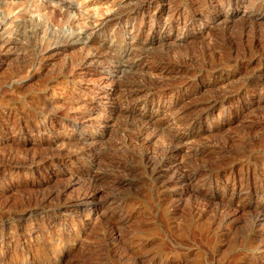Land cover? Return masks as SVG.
Instances as JSON below:
<instances>
[{
	"label": "rangeland",
	"instance_id": "374dc122",
	"mask_svg": "<svg viewBox=\"0 0 264 264\" xmlns=\"http://www.w3.org/2000/svg\"><path fill=\"white\" fill-rule=\"evenodd\" d=\"M94 1L96 9L100 11L106 7L115 9L120 2L0 0V11L5 13V19L0 24V56H4L0 58V128L7 121L13 127H28L29 122L21 120L18 123L19 119L24 114H34L40 107L47 105L52 107L55 116L39 115L36 119L44 124L53 123L54 128L50 132L22 136L12 133L9 128L4 136L10 137V141L0 139V155L5 156L7 150L12 152L11 159L5 157L1 162L9 159L11 164L28 163L24 168H13V172H10V167L0 168V174L4 175L0 179V237L9 238L0 246V253L5 255L0 264H264V246L254 250L257 243L252 239L248 227L251 214L239 211L245 199L244 192H236L240 185L244 186L246 183L263 186L264 160L261 161L263 164L248 165L245 156L233 154V151L235 153L244 150L245 146L241 141L243 139L248 140L245 143L248 142L250 148L264 143V102H258L256 92H252L247 85L249 80L264 76L263 43H254L252 51L243 60L240 59L241 63L224 73L231 76V79H209L211 83H215L211 90L199 83V90L195 91L186 89L188 86H180L177 93L166 88L159 92L153 89L152 92H141L138 96L152 99V106L147 112L138 110L136 117L146 120L153 114L152 117L162 118L163 122H155L158 128L151 131L147 142L130 143L122 138V134L128 129L129 132L134 129L133 119L115 114L113 122L108 123L104 109L106 106L112 112L116 111L117 105L111 103L114 98L111 93L119 80L156 81L155 77L149 76L150 72L158 73L153 65L144 61L132 69L128 68L126 70L133 73H123L112 84L109 78L114 76L102 72L109 67L107 64L78 65L72 72L66 70L62 74L61 70L66 62L77 57L82 46L92 41L93 35L89 34V29L75 33L72 38L73 46L64 50L61 40L43 38L42 34L33 38L28 27H16L13 23L22 21V15L30 14L34 4L62 12L68 11L72 20L80 15L92 22L97 19L94 15L95 8L93 5L89 8L85 5ZM136 1L138 0L132 3ZM202 1L208 5L215 2ZM248 1L234 3V9L228 12L217 10L215 13L208 11L203 15L194 13L196 16L187 20L184 28L183 21L188 19L189 13L181 12L171 17L170 20L177 23V28L168 33L159 28L149 29L143 22L139 23L138 19L123 27L113 21L105 27V34L116 38L115 41L133 44L137 49L138 46L139 49L153 48L152 54L162 57L161 60L163 56L166 61L173 59L171 62L175 66L185 69V74L182 71L185 76L196 69L188 58L198 54L207 45L213 46L215 53L224 51L235 57L237 48L251 44L248 41L250 34L241 38L239 31L233 29L239 24V20L249 18L257 23L254 24L256 28L264 27V0H250V4ZM179 2L186 7L191 6V0ZM153 4L156 5L157 2L153 1ZM149 11V14L146 12L143 15V20L151 13L157 14L151 8ZM191 11L190 13L193 12ZM164 19L166 17L163 15L158 21ZM198 35L199 38L196 37ZM7 39L15 40L14 46H3L2 42ZM160 44L164 49L157 47ZM111 49L116 51L118 47ZM54 51H58V54L55 55ZM117 70L118 67L112 68L113 75L119 74ZM182 74L179 79L183 77ZM197 81L200 82V79ZM220 82H223V90L219 88ZM163 83L165 82L161 84ZM147 92L152 95H146ZM105 94H109L111 98L108 105L101 99ZM222 96L230 98L221 106L209 108L207 116L203 115L200 120L191 123L192 116L203 113L209 104ZM89 104L91 107L87 110L85 106ZM87 111L92 117L87 115ZM167 112L171 113L168 119L178 118L183 122L190 120L191 127L200 134L193 148L207 151L216 147L215 150H218V153L206 154L209 156L197 153L190 159L191 162L212 168L206 175L208 178L198 177L194 185L195 189L199 187L204 190V186L209 191L215 189L217 197H213L212 204H205L189 196L188 186L182 187L176 177L174 181L169 178L170 175L162 182L153 181L143 165L148 157H157L161 152L162 142L169 130L166 117L163 118V114ZM95 117H99L100 121L96 122L101 126L91 139L98 138L101 141L102 149L112 153L121 162L117 166L112 165L115 163H111L110 159H101L102 157H99L97 161H101L97 163L89 148L85 149L82 157H78L74 151L76 147L68 143L72 137L81 141L88 140L90 136L88 133L81 134L79 126L86 122H95L88 119ZM65 120H71L78 128L74 131L70 129L71 126H64ZM223 145L227 152L218 149ZM115 149L117 150L114 151ZM254 149V155L264 158L260 149L258 152L257 148ZM145 154L150 156L146 157ZM86 160L91 161L94 166L99 165L101 169L88 167L84 163ZM97 172L100 175L106 173L109 181L99 184L95 195H87L85 198V186L90 178L97 176ZM232 192L234 195H231ZM43 197L42 211H34L40 207H27L28 200H39ZM257 201L264 206V200ZM55 203L57 206L54 208ZM63 205H66L65 208ZM59 213H62L61 218L57 217ZM76 213L79 216L77 220ZM71 214L72 219L69 218ZM54 216L57 219L53 220ZM103 219L107 221L101 222ZM109 232H112L113 237L108 236ZM253 233L258 235L257 241H262L264 245V223L256 224ZM57 241L61 242L58 246ZM120 244H124L126 252L116 250V246ZM26 253H29L28 259L19 262ZM125 253L133 254L134 260L127 259L125 263ZM43 254L45 258L42 259Z\"/></svg>",
	"mask_w": 264,
	"mask_h": 264
},
{
	"label": "bare ground",
	"instance_id": "6f19581e",
	"mask_svg": "<svg viewBox=\"0 0 264 264\" xmlns=\"http://www.w3.org/2000/svg\"><path fill=\"white\" fill-rule=\"evenodd\" d=\"M84 1H86V0H82V2H84ZM132 1H134V0H120L117 8L114 9L111 7H106L105 9H103V11L96 9L95 1L93 3L91 2V4L88 3V5H85V7L89 8L90 5H93V8H95L94 15L97 19H94L92 22H88L84 17H80V15L77 17L76 20H72L70 18V14L68 13V11L62 12L59 9H55V8L49 9V8L40 7L36 4H34L32 7V10L30 11V14H28L27 16L22 15V19H21L22 21L17 22V23L13 22V23L16 27H18V26H23L24 28L28 27L31 30V34L33 35V38L37 37L38 34H42V35H44L43 38L48 37L50 40H53V41L54 40H61L63 42V43H61V46H63L64 50H67L69 47L73 46L72 38L74 37L75 33H77L78 31H80L82 29H86V28L89 29V34L93 35L92 41H90L89 44L82 46L81 51H80V53H78L77 57L70 59L66 62L63 70H61L62 74H64V72L66 70H70V72H72V69L78 65L94 64V63L95 64L96 63L107 64L109 67L107 66L108 68H106V69L104 68L102 72H104L105 74H108V75L110 74V75L114 76V77L109 78L110 84H112L113 80L118 81L120 79L121 75H123V73L130 71V70H126V69H128V68L132 69L134 66L140 65V63H143L144 61H146V62L149 61L148 63L153 65V68L158 71V73L156 72V74L155 73L153 74L151 72L149 73L150 74L149 76H152L153 78L155 77L156 81H151V80L145 81V79L144 80H141V79L140 80L125 79L124 81L119 80L116 83L114 82L116 84V86L112 90V93H111V95L114 96V98H112V101H111V98L108 96L109 94L102 95V97H101V99L103 100L102 102H104L105 105H108L110 103V101L112 104L117 105L115 112H112V110H110L108 107L105 106L104 111L106 114H104L103 112L102 113L104 114L105 119L106 118L108 119V123L113 122L115 114H117V116H119V117L125 116L127 119L128 118L133 119L132 121L134 124L133 123L132 124L134 125V129L130 132L128 131L129 130L128 129L127 132H125L126 134L125 133L122 134V135H124L122 138L127 139L128 140V141L126 140L127 142L130 141V143L133 142V143L139 144V143L147 142V139L150 138V134H152L151 131H153L155 129L157 130V128H158V125L155 124V122L162 121V118L156 119V118L152 117L153 114L151 116H148V118L146 120H144L140 117H136L135 113L138 110L140 112L141 111L147 112L149 109H151V106H152V103H151L152 99L142 98L144 96H142V97L138 96L141 92L143 93L146 90L152 92L151 89H153V91L155 90V91L159 92V91L164 90V88H166L170 92L177 93L180 86H188L186 89H188V90L193 89L195 91V90H199V88H198L200 85L199 83H202V85H203L202 87H204V88H208L209 90L213 89L212 86H214L215 83H211L209 79H214V80H218V81H220V80L222 81L224 79V81H228L229 79H231V76L228 77V75H225L224 73L230 71V69H232V68H235V66L238 65V63H241L240 59L243 60L246 57V55L252 51V49H253L252 47H253L254 43H257V44L263 43V45H264V27L256 28L255 25L257 23H254L255 21L254 22L250 21L249 20L250 18L239 20V24L234 26L233 29H236V31H239L241 38H242V36H249V34H250L251 36L248 38V41H250L251 44H249L248 46L242 45L241 48H237L238 52H237L235 57L232 56L229 52L227 53L224 51H221L220 54H224V53L225 54L220 57L219 53H215L216 50L214 49L213 46L207 45L205 48L200 49L198 54L195 52L196 54L193 53L194 55H192L188 58L189 60H191L194 63V65L196 66V69L191 74H187L188 76L187 75L184 76L182 74V71L185 69L175 66L172 63L173 61L171 62V60H173V59H169L166 61L164 59V56H163V59L165 60L164 61L162 59L164 61L163 62L161 60L162 57L159 58V56H157L156 54H152L154 51L152 52L151 49H153V48H151L150 50H148L149 48L148 49L147 48L139 49L140 46H138V49H137V47H135L133 44H128L125 42H118L119 40L115 41L116 38L114 39V37H111L110 35L105 34V29H106L105 27L113 21H116L115 24H118L119 26L123 27L129 22L138 21V19H139V23L143 22V25L148 26L149 29L159 28V29L163 30L164 32L168 33L172 29H174L175 27L177 28V23L176 22L174 23L173 21L170 20L172 16L178 15L179 13L184 12V11H185V13H189L188 19H186V20L184 19L185 21H183L184 25L182 28H184V26L187 24V20L193 19L194 16L200 15V14L203 15L204 13H206L208 11L214 12V13L217 12V10L226 11V12L231 11L234 9L233 4L239 2L240 0H215V2H213L211 5H208L205 1H202V0H191V6L190 7H186L183 3L179 2V0H138L134 4L132 3ZM153 1H156L157 4L154 5ZM164 2L165 3L167 2V3L165 5H163ZM248 2L250 4L251 1L249 0ZM130 3L133 5H129ZM80 4H81V2H80ZM80 4H78L79 7H81ZM82 7H84V6H82ZM7 8L9 9V6ZM150 8L153 9L154 11H157V14H154L155 12L152 11L154 13L153 14L151 13L150 16H148L147 18H144V20H143V15L146 12L147 13L150 12L149 11ZM190 11L192 13H190ZM85 12H86V10H85ZM163 15L166 17V19H164L165 21L164 20L158 21L159 17L161 18ZM4 19H5V13H4V11H0V24L4 21ZM232 20L233 19H231V21ZM247 22H248V24H247ZM196 37L199 38L200 35H198ZM239 41H241V39ZM15 43H16L15 40L7 39L6 41L2 42V45L7 47V46H12ZM66 44H68V45H66ZM162 44H160L157 47H162L161 46ZM114 46L118 47V49L116 51H113L111 49ZM254 46H255V44H254ZM155 53H157V52H155ZM54 54L57 55L58 51L57 52L54 51ZM159 54L161 55V53H159ZM191 54H189V55H191ZM206 56H208V59L206 58ZM3 57L4 56H2V55L0 56V58H3ZM199 58H201V59H199ZM116 67H118L117 72L120 75L117 73H115L113 75L112 68H116ZM139 68H141V67L139 66ZM136 69H137V67H136ZM131 72L132 71H130V73ZM184 72L185 71H183V73ZM181 74L183 75V77H181V79H179ZM197 79H200V82L197 81ZM162 82H165V83L161 84ZM220 85L221 86H219V88H221V90H223L222 89L223 88V86H222L223 82H220ZM247 85L249 86V88H251L252 92H256L257 98L259 97L258 102H261V101L264 102V76L249 80ZM148 87H150V89H147ZM146 95H152V94L151 93L148 94V92H147ZM230 96H232V95H230ZM230 96H228L226 98L222 96L220 99H216V101L212 102L211 104H209L207 106V108L204 109L203 113L196 114V115L192 116L190 118L191 123L200 120L203 115L207 116L208 111H210L209 108L212 109L216 105L221 106L223 103H225L226 100H228L230 98ZM37 106H39V105H37ZM85 107L88 110L91 107V104L86 105ZM87 112H88L87 115L91 116L89 114L90 112L89 111H87ZM35 113L34 114L26 113L19 119L18 123L21 120H26L27 122H29L28 127H25V128L24 127H18V126L13 127V126H11L12 124L7 121V123H5V125H3L2 128H0V139L1 140L4 139V141H6V140L10 141V137L6 138L4 136L6 134V130H8L9 128L12 131V133H14L16 135H22V136H25V135L28 136V135L33 134V133H40V132H45V131L50 132L54 128L53 123L44 124V123L37 122L36 119L38 118L39 115H42V116L53 115L54 116V112H53L52 107H50L49 105L40 107V110L39 109H38V111L36 110ZM103 114H101V115H103ZM137 114H138V112H137ZM169 115L171 116V113L167 112V113L163 114V116H164L163 118L166 117L165 120H166V123L169 125V127L167 126V128H169V130H167V131L165 130L166 131V138L163 140L164 142H162L163 145L161 144L162 147L160 145V147H161L160 154L158 156L156 155L157 157H154L155 155L153 156L151 154L154 158L148 157L147 160L145 159L146 161L144 160L145 162L143 161L145 163L143 165H145V168L149 171L148 172L149 176L151 175L150 177H152L153 181L162 182L163 179L167 175H170L169 178L172 180L174 179V177H176L179 179L178 182L180 183V185L182 187L188 186V195L189 196H191L195 200H200V201L204 202L205 204H208V203L212 204L213 203V197H217L215 189L213 191H209L208 189H205L206 188L205 186H204V190L202 188L199 189V187H197V189L194 188V185L196 183V181H195L196 178H198V177H201L204 179L206 177L208 178V176H206V175H208V173H210V171H211L210 169H212V168H211V166H208V165L191 162L190 159H191V157L194 156V154H197V153H200L202 156H209L206 154L218 153L217 152L218 150L217 151L215 150L216 147H211L210 149H207V151H202L200 149L193 148V144L195 143V140L197 139V137L200 134L191 127V123L189 122L190 120H186L188 122L185 123L186 121L183 122V120L178 119V118L177 119L176 118L175 119H172V118L168 119ZM88 119L94 120L95 122H92V123L86 122L85 124H81L79 126V129H80L81 134L88 133V136H90L89 139L86 141H81V140H78L77 137L76 138L72 137V139L69 140L68 143L70 144V146L73 145L74 147H76V149L74 151L78 157H82L85 149L89 148L92 152V155L94 154V161H97L98 159H100L99 157H102L101 159L107 158V159H110L111 163H115L112 165L117 166L116 164L117 163L120 164L121 162H119V160L117 158H115V156L111 155L112 153L109 154L102 149L101 141L99 142L98 138L91 139V136L94 134V132H96L97 129L99 130V127L101 126L98 121H97L98 123L96 122V120H99V117H95L93 119L88 118ZM91 120H89V121H91ZM64 123H65L64 126H68V125L71 126L72 128H70V129H73L74 131H75V129L78 128L77 124H75L74 122H71V120H65ZM109 125L106 124V126H109ZM103 126H105V125H103ZM160 128H159V131L161 132L162 130H160ZM101 129H102V127H101ZM162 129H164V128H162ZM154 134H156V132H154ZM161 134H162V132H161ZM123 139H121V143H123L122 142ZM241 141L243 142V144L245 146V148H243L244 150L240 151V152H235V153L233 151V154L236 156H239V157L245 156L246 157L245 159H247L246 162L249 163L248 165H259V163L263 164L262 160H264V158L260 155H254L253 151L255 150L254 148H257L256 149L257 152L260 149V151L264 153V143L261 146L250 148L248 142L245 143L248 140L243 139ZM118 143H120V142H118ZM252 143L254 145H256V143H254V142H252ZM124 144L127 145V143H124ZM117 145H120V144H117ZM142 145H144V144H142ZM122 146H123V144H122ZM130 146H132V145H130ZM118 147L119 146H116L117 149H118ZM212 148L215 150V152H213L214 150L213 151L211 150ZM117 149H115L114 151H116ZM125 149H127V147ZM218 149L220 151L225 152L226 146H224V145L220 146ZM102 150L104 152H102ZM118 150H120V149H118ZM155 151H156V149H155ZM5 152H8L5 154V156H4V154L0 155V168L10 167L11 168V169L9 168L10 172H13V170H14L13 168L17 169V168H24L23 166H27V164H28L27 161L24 163H20V162H15L14 164L9 163V162H11L9 159H11L10 157L12 156V152L10 150H7ZM117 154H118V151H117ZM145 156H146V154H145ZM147 156H150V155H147ZM5 157H7L9 159H7V161L5 160V161L1 162L3 159H5ZM179 158H180V160H179ZM99 161H101V160H99ZM99 161H97V163H99ZM84 163L86 165H88V167H95V169H98V170L101 169L99 165L94 166V164L91 161L86 160V161H84ZM94 163H96V162H94ZM111 163H110V165H111ZM218 167H219V165H218ZM114 168H116V167H114ZM146 176H147V174H146ZM1 178H4V175L0 174V179ZM107 178L108 177H107L106 173H105V175H100V173H98L97 176L95 175V177L90 178L89 182H87V185L85 186L83 196L87 197V195L88 196L89 195H95L94 192L96 191L99 184H103L104 182H106ZM146 178H148V176ZM115 179H116V177L114 178V180ZM107 181H109V180H107ZM110 181H112V179H110ZM249 181H251V180H249ZM112 182H110V183H112ZM114 183H115V181H114ZM117 184L120 185L121 183L118 182ZM237 189L238 190L236 192L238 194L241 192L242 193L244 192V195H245V197H244L245 199L241 203L239 211H247L251 214L249 222H248V227L250 229L252 239H254L255 243H257L255 245L254 250L255 249H261L264 245L262 244V241H257L258 235L256 233H253V228L256 224L260 225V224L264 223V219H262L264 217V206L261 202L257 201L258 199L264 200V184L261 187V186H257L256 183L254 185L252 183H246L244 186L240 185V187H238ZM233 193L234 192H232L231 195ZM44 198L45 197H43L41 199L38 198L39 200H35V199L28 200L27 207H29V208L40 207L38 209H34V211H36V212L42 211L43 207H42V201L41 200ZM59 203H60V201H59ZM56 206L57 205L55 203L53 205V207L55 208ZM63 206L65 208L66 205H63ZM29 212H31V211H29ZM61 216H62V213H59L57 215V217H60V218H61ZM72 216L73 215L71 214V216L69 218L72 219L73 218ZM57 217L54 216L53 220L57 219ZM77 219H79L78 213H76V215H75V220H77ZM107 220H110V218L107 217ZM68 221L72 222V220H68ZM106 221H105V219L101 220V222H103V223H105ZM65 223H67V221H65ZM108 236L113 237L112 232H109ZM7 239H9V238L8 237H0V246ZM59 243H61V242L57 241L56 246H58ZM116 247H117L116 248L117 251L119 249L124 251V252L127 251L126 247H124V244L117 245ZM130 255H132V256H130ZM130 255H128V253L124 254L123 260L125 261V263L127 262V259L132 258L134 260V255L133 254H130ZM3 256H5V255L0 253V261L4 260ZM44 256H45V254L41 255V258L42 259L45 258ZM28 257H29V253L24 254L19 259V262H23V261L27 260Z\"/></svg>",
	"mask_w": 264,
	"mask_h": 264
}]
</instances>
